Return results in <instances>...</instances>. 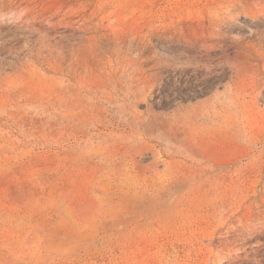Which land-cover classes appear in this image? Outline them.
<instances>
[{"label": "rangeland", "instance_id": "obj_1", "mask_svg": "<svg viewBox=\"0 0 264 264\" xmlns=\"http://www.w3.org/2000/svg\"><path fill=\"white\" fill-rule=\"evenodd\" d=\"M0 264H264V0H0Z\"/></svg>", "mask_w": 264, "mask_h": 264}]
</instances>
